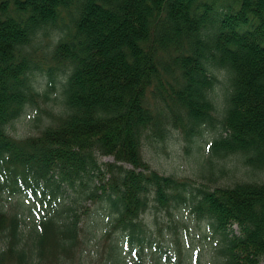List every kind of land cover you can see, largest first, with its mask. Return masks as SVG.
<instances>
[{
	"label": "trees",
	"instance_id": "1",
	"mask_svg": "<svg viewBox=\"0 0 264 264\" xmlns=\"http://www.w3.org/2000/svg\"><path fill=\"white\" fill-rule=\"evenodd\" d=\"M24 117L38 133L15 134ZM216 121L206 182L147 158ZM232 155L255 176L232 175ZM262 170L264 0H0V264H264ZM163 208L172 231L185 215L212 229L208 262L169 244L145 258L144 218Z\"/></svg>",
	"mask_w": 264,
	"mask_h": 264
},
{
	"label": "rangeland",
	"instance_id": "2",
	"mask_svg": "<svg viewBox=\"0 0 264 264\" xmlns=\"http://www.w3.org/2000/svg\"><path fill=\"white\" fill-rule=\"evenodd\" d=\"M218 81L216 83L215 89L212 91L213 99L216 103V116L218 119L221 118L222 108L224 106V98L227 90V79L223 73L217 71ZM47 105V104H42ZM51 107L54 110H58L55 104L50 102ZM45 117L44 119H46ZM36 123H40L36 120L29 121V117H24L19 119L13 128V131L18 136H25L28 134L38 133V128L35 126ZM40 125H42L40 123ZM203 133L195 136V142L189 143L188 140L184 138V135L181 134L177 130H173L170 132L167 142L165 144L158 143L152 144L147 148V158L150 160L151 164L166 174H175L178 177H185L192 181L194 184H201L202 182H206V180L201 176V172L209 173L210 167L204 166L202 161L208 156V146L212 137L217 136L218 133L222 130L220 128V123L216 121L215 127H207L203 128ZM165 145V146H164ZM193 145V146H191ZM187 146H191V150L187 151ZM104 161H114L112 156H104L102 157ZM225 166L229 169V172L238 177V178H250L251 176H255L252 171L247 170L246 166H240L238 162V157L235 155L227 157L223 160ZM240 166V167H239ZM232 170V172L230 171ZM259 175L264 178V170H262ZM233 179V177H231ZM225 180V179H224ZM223 180V181H224ZM222 184V181L218 182ZM71 194L74 195L73 191L67 190L65 192L66 200H71ZM88 206L94 208L93 215L98 212L104 214L107 209V206H102L101 203L96 201H87ZM104 207V208H103ZM105 210V211H104ZM173 210V209H172ZM185 212L188 214L189 209H186ZM174 218H180L181 214L178 210H173ZM105 215V214H104ZM168 213L166 209H161L159 213H157V217L154 215H149L144 218L147 222V225L144 227L146 230L147 239L143 243V250L145 258L157 257L158 253L152 255L151 253L157 252V245L161 244V246L165 247V245L169 244L170 248L168 252H175L179 247L183 249V253L186 257V261L190 263V259H194V254L197 252L198 257L203 261L208 262L211 259V250L209 248V242L213 239L212 229L208 228L204 221H198V219L194 222H190L192 226L188 227L185 224V220L187 216L185 215L180 219L179 225L177 226L176 231H172L168 228V224H170V220L168 219ZM100 223V219H96ZM89 224H92V220L88 218ZM29 222V219H27ZM104 224V223H103ZM102 221L100 226H103ZM99 224L90 225L88 230L91 233L93 230L98 229ZM188 229V230H186ZM185 231L182 233V231ZM178 231V232H177ZM102 232V229H101ZM97 236L100 235L96 233ZM95 236V234H94ZM152 241V242H151ZM101 243L103 241H100ZM164 250V248H163ZM165 254V252H163ZM170 254V253H169ZM96 255L91 257V261L93 264L95 263ZM218 264V263H217ZM219 264L222 262L219 260Z\"/></svg>",
	"mask_w": 264,
	"mask_h": 264
}]
</instances>
